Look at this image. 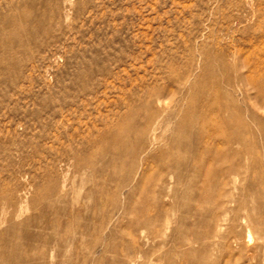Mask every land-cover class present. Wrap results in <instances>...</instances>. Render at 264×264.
I'll use <instances>...</instances> for the list:
<instances>
[{"label": "rangeland", "instance_id": "rangeland-1", "mask_svg": "<svg viewBox=\"0 0 264 264\" xmlns=\"http://www.w3.org/2000/svg\"><path fill=\"white\" fill-rule=\"evenodd\" d=\"M255 8L0 0V264H264Z\"/></svg>", "mask_w": 264, "mask_h": 264}, {"label": "bare ground", "instance_id": "bare-ground-1", "mask_svg": "<svg viewBox=\"0 0 264 264\" xmlns=\"http://www.w3.org/2000/svg\"><path fill=\"white\" fill-rule=\"evenodd\" d=\"M254 14H256V18H259L261 16V13H264V10L263 9H258V8H255L254 9ZM257 25L261 28L264 27V21L262 20H259L257 19ZM240 33V32H239ZM239 47V45H238ZM258 53V56H252V55H246V56H239L237 59H235V62L236 64L239 66V68L241 69H250V68H253L255 70L257 69H263L264 68V48L260 49L257 51ZM222 63V62H221ZM222 67V65H221ZM261 75V74H260ZM247 75H243V81H247L248 78ZM187 80V77L186 79ZM182 83H180L179 85H181ZM246 86L249 88H252V85H251V81L248 82V83H245ZM183 88V87H182ZM187 88V87H186ZM249 88V89H250ZM255 89H258L260 90V92L263 93L262 95V100L264 101V83H260L257 88ZM187 93V92H186ZM243 94V92H242ZM174 97V91H169L168 93L164 94V95H159V96H155L152 98V102H154L155 104H163L164 102H167V101H171L172 98ZM209 100V101H208ZM207 101L209 102V104H211L213 101L212 98L210 99H207ZM215 105L217 107V110L218 112L222 111V110H225L227 111L228 113H231V114H234L235 115V118H234V124L237 125L238 127H241L242 126V123L240 121V118L237 119V115L235 114L238 109L235 108V107H229V106H222L219 101L217 99H215ZM150 109V108H149ZM186 111H193L194 115L199 119L200 117V113H199V110L195 107L193 108V106H191L189 109H187ZM159 111H153V112H148V111H145V117H146V122H149V118H151L154 114L157 115ZM210 113H211V110H210ZM200 114V115H199ZM207 117V115H206ZM205 119V118H204ZM205 121V120H203ZM181 124V122H179V125ZM181 128H183V126L181 125ZM191 133L192 135L194 134L195 137L199 140H201V138L204 137V133H199V134H196L195 131L192 129L191 130ZM193 142V141H192ZM226 144L228 146H232L233 144H236V145H243L244 142H245V139L242 138V137H238V136H231L229 138L226 139Z\"/></svg>", "mask_w": 264, "mask_h": 264}]
</instances>
